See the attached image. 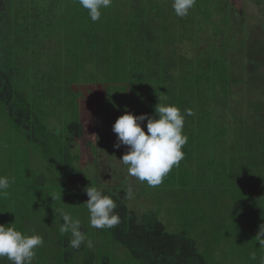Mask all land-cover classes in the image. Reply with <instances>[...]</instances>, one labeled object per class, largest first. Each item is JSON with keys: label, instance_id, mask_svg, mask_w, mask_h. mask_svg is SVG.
Returning <instances> with one entry per match:
<instances>
[{"label": "trees", "instance_id": "16d2710c", "mask_svg": "<svg viewBox=\"0 0 264 264\" xmlns=\"http://www.w3.org/2000/svg\"><path fill=\"white\" fill-rule=\"evenodd\" d=\"M247 7L245 1L236 5L231 0H197L189 15L180 18L172 0H113L93 23L79 0H0V102L18 134L42 147L46 161L53 160L64 177L62 183L73 188L66 199L80 196L85 202L86 187L95 185L80 167L72 143L57 129L55 137L42 120L40 112L48 105L37 95V86L66 109V133L71 139L87 133L88 115L81 112L80 94L72 90L81 87L86 92L82 70L92 78L106 70L113 77L118 71L126 73L122 79L133 90L134 115L144 106L151 107L149 116L154 115L159 102L174 104L181 112L191 108L195 115L186 117L183 129L189 138L182 149L186 160L204 159L206 169L216 172L211 182L219 186V178L227 179L222 170L235 163L248 168L252 180L248 195L244 184L231 201L226 185L218 189V199L205 203L210 223L204 235L218 249L213 241L221 222H213L210 214L230 211L237 229L244 228L236 244L248 243L247 256L255 252L253 264H262L264 248L256 235L264 223V27L250 23ZM183 40L190 42L191 50ZM199 177L209 183L210 179ZM38 182L49 183L45 178ZM97 188L116 201L121 218L116 227L100 230L126 247L139 264H212L195 238L169 231L158 211L140 213L112 190ZM63 239L69 246L70 236ZM82 249L84 244L73 252ZM89 257L87 264H116L95 250Z\"/></svg>", "mask_w": 264, "mask_h": 264}, {"label": "rangeland", "instance_id": "374dc122", "mask_svg": "<svg viewBox=\"0 0 264 264\" xmlns=\"http://www.w3.org/2000/svg\"><path fill=\"white\" fill-rule=\"evenodd\" d=\"M231 1L236 5H242L245 1L249 6L247 18L252 20L250 23H260L262 25L260 27H264L262 22L264 0ZM182 43L187 50H191L188 40H183ZM41 63L40 70H44L43 61ZM110 73L109 70L100 71L97 78H92L88 71L82 70V74L86 77L80 78L86 82V92L81 87L72 88L81 96L79 99L81 112L88 115L84 120L87 126L84 138L71 139L67 135L66 123L69 117L66 109L61 108L58 99L52 98L50 92H43L42 88L37 86V95H42L45 104L48 105L40 112L42 120L55 133V137L57 129L58 135L66 142L72 143L73 151L80 155V167L95 186L112 190L140 213L147 210L158 211L169 231H184L195 238L199 249L201 251L204 249L205 255L212 264H253L246 252L249 248L248 243L236 244L244 228L237 229L236 219L230 211L221 210L210 214L213 222L214 220L217 223L221 222L216 231L217 239L213 241V245H217L218 249L211 247L204 235L210 223L209 215L205 214L206 208L210 207L205 203H212L218 199L216 196L218 189L226 185L231 189L229 192L231 201L234 194L239 191L242 193L244 184V194L246 190L248 195L249 185L252 182L250 174L247 173L249 169L240 167V164L236 163L226 167L220 174L227 179L219 178L221 182L219 186L211 182L213 180L211 176L214 174L216 176V172L213 169H206L204 159L200 163H190L185 156L179 166L174 167L164 178L163 183L157 187H149L146 182L142 183L135 177L129 176L127 168L119 160L128 148L125 145L114 147L118 140L117 134L113 131V124L125 111L134 113L135 103L131 99L133 90L122 79L125 78L126 73L118 71L114 77L110 76ZM28 81L32 83L34 78L31 77ZM96 103L99 105L97 109ZM150 108L144 106L140 114L150 115ZM72 113L73 117L77 118L76 112ZM146 124L147 120L142 124L145 131H147ZM18 132L17 126L11 121L0 102V175L15 180L7 190V195L0 196V208L3 209L0 211V224L14 223L15 226H20L17 230L25 235L43 236L44 244L36 250L37 255L32 264H87L92 250L97 251L99 255L109 256L116 264H139L130 257L127 248L115 241L109 233L90 226L89 212L84 199L80 196H71L72 204L71 200L66 199L65 195H73V188L67 189L69 184L62 183L64 177L55 170L52 165L53 160L51 162L50 159V163L46 161L43 148L35 146L34 142L29 143ZM9 168L11 171H8ZM199 176L210 179L209 183L200 182ZM44 178L49 183L38 182L39 179ZM129 189L131 196L128 195ZM210 189L211 194H209ZM222 191L223 189L221 193ZM197 196L199 200L196 199ZM224 201L227 203V199ZM54 209H61L78 218L81 231L93 241L94 247L88 248L85 242V249L74 253L73 248L63 244V238L66 236L71 238V234H60L59 226L63 223V219ZM46 223L49 227H45ZM257 255L261 260L259 248ZM3 259L0 264H11L7 258ZM96 261L98 262V259Z\"/></svg>", "mask_w": 264, "mask_h": 264}, {"label": "clouds", "instance_id": "9594fccd", "mask_svg": "<svg viewBox=\"0 0 264 264\" xmlns=\"http://www.w3.org/2000/svg\"><path fill=\"white\" fill-rule=\"evenodd\" d=\"M196 3L197 0H172V9L176 16L183 18L189 15ZM79 4L88 10L91 21L95 23L101 18L102 10L112 6L113 0H79ZM160 99L159 97V101ZM194 115L191 108L181 112L174 104L159 102L152 116L146 113L134 115L128 111L119 116L113 124L118 140L114 147L127 146L128 150L119 160L127 168L128 175L142 183L146 182L149 187L161 185L164 178L185 157L182 149L189 139L183 132L185 119ZM145 120L147 131L142 127ZM14 182V178L10 180L9 177L0 175V196H6ZM85 191L89 197L86 207L92 228L111 229L120 224L121 218L115 211L117 204L113 198L102 194L95 186H87ZM128 195L131 196V189L128 190ZM54 210L63 219L59 226L60 234H71L68 241L71 248L80 249L85 242L88 248L94 247L93 241L81 231L78 218L61 209ZM256 239L259 246L264 248V223L259 225ZM43 244L42 235H25L15 228L14 223L0 224V259L7 258L11 264H32L37 255L36 250ZM250 255L252 259L256 258L255 252Z\"/></svg>", "mask_w": 264, "mask_h": 264}]
</instances>
